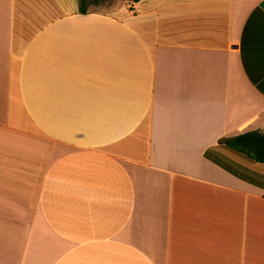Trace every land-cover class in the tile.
Here are the masks:
<instances>
[{
	"label": "crops",
	"instance_id": "0c3cea01",
	"mask_svg": "<svg viewBox=\"0 0 264 264\" xmlns=\"http://www.w3.org/2000/svg\"><path fill=\"white\" fill-rule=\"evenodd\" d=\"M84 8L0 0V264H264V0Z\"/></svg>",
	"mask_w": 264,
	"mask_h": 264
},
{
	"label": "trees",
	"instance_id": "16d2710c",
	"mask_svg": "<svg viewBox=\"0 0 264 264\" xmlns=\"http://www.w3.org/2000/svg\"><path fill=\"white\" fill-rule=\"evenodd\" d=\"M131 1L137 2L138 0ZM85 3L86 0H79L80 13H85ZM219 144L247 162L264 164V134L258 131L245 132L235 137L225 138L219 141ZM205 157H209L208 153H205Z\"/></svg>",
	"mask_w": 264,
	"mask_h": 264
},
{
	"label": "rangeland",
	"instance_id": "374dc122",
	"mask_svg": "<svg viewBox=\"0 0 264 264\" xmlns=\"http://www.w3.org/2000/svg\"><path fill=\"white\" fill-rule=\"evenodd\" d=\"M131 0H86V8L89 10H97L102 12H109L119 5H125Z\"/></svg>",
	"mask_w": 264,
	"mask_h": 264
}]
</instances>
